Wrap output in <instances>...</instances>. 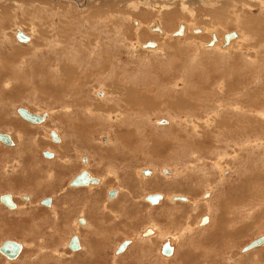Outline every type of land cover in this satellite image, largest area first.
Listing matches in <instances>:
<instances>
[{"label":"rangeland","instance_id":"374dc122","mask_svg":"<svg viewBox=\"0 0 264 264\" xmlns=\"http://www.w3.org/2000/svg\"><path fill=\"white\" fill-rule=\"evenodd\" d=\"M162 1L174 0H0V132L15 140L14 146L0 142V195L11 192L19 204L13 210L0 202V244L24 243L16 260L0 252V264H239L242 246L264 235V0H214V8L195 0L183 11L178 1L172 12L183 19L173 17L172 27L163 24L171 20L157 7ZM226 3L224 16L230 13L232 22L226 28L193 21L197 15L208 21L210 11ZM241 17L258 21L256 34L237 22ZM154 20L169 38L151 28ZM180 23L189 29L171 36ZM207 26L222 36L238 31L239 39L203 46L211 32L192 28ZM18 28L32 34V42H20ZM148 41L158 48L140 46ZM64 64L71 78L60 73ZM117 73L129 77L119 84L127 92L121 98L113 94ZM135 86L157 98L156 109L130 101ZM196 87L202 93L195 96L196 109L170 105ZM105 105L111 112L100 109ZM22 106L50 115L32 123L18 114ZM113 112L121 117L111 119ZM227 117L231 125L223 127ZM55 128L60 146L48 137ZM45 149L57 157L46 159ZM19 153L25 160H16ZM12 161L20 165L8 172ZM83 169L102 183L70 186ZM144 169L153 170L150 178L142 176ZM118 188V196L109 198L108 191ZM149 193L166 197L152 206L144 199ZM46 197H53L52 207L40 204ZM204 215L210 219L199 226ZM79 216L89 218V227L76 222ZM147 227L157 230L150 239L141 235ZM72 233L81 236V247L84 240L75 252L67 246ZM169 235L177 251L164 259L160 248ZM126 239L135 240L117 253ZM257 249L264 264V245Z\"/></svg>","mask_w":264,"mask_h":264},{"label":"bare ground","instance_id":"6f19581e","mask_svg":"<svg viewBox=\"0 0 264 264\" xmlns=\"http://www.w3.org/2000/svg\"><path fill=\"white\" fill-rule=\"evenodd\" d=\"M70 1V0H69ZM179 1V6H181V9L183 8H186L187 6H189L190 4L192 5V3H194L195 2V0H174V1H172V2H168L167 4H164V2L162 1V3L161 2H158V3H161V4H159V5H157V7H159V8H163L162 10L164 11V14H168V15H166V16H170L169 17V20H171V21H166V23H165V21H164V23L163 24H165L166 25V27H172V25H173V22H174V20H172L173 19V17H174V19H176V20H181V19H183V18H181L182 17V15L180 14V12H178V11H176V9L172 12V10L175 8V6L178 4L177 2ZM202 1H204V2H202V4L204 5V6H206V7H208V5L210 4H213V8H214V5H216V4H214L215 3V1L214 0H202ZM88 2V1H87ZM212 2V3H211ZM219 2H221V1H219ZM80 3V2H79ZM98 3V2H97ZM135 3V2H134ZM149 4V2L147 1V2H145V4ZM154 3V2H153ZM198 3V2H197ZM207 3H209V4H207ZM151 4V3H150ZM156 4V3H155ZM130 6H131V4H129ZM134 5V4H133ZM218 5V4H217ZM153 6H156V5H152V7ZM82 7V6H81ZM80 7V8H81ZM190 7V6H189ZM210 7V6H209ZM228 6H227V3L226 4H224V5H221L220 7H218V9L216 8V10L214 9V10H212V11H210V14L209 15H211L210 16V18H209V20L208 21H205V22H203V19L202 18H200V17H197L198 15H197V12L195 11V10H191V14L193 15H197L195 18H194V20L193 21H195V23H198V24H202V23H207V25L208 26H210V27H212V26H214V27H218V26H220L221 28H226L227 26H225V23H228V24H231L230 23V21H231V17H230V13H229V16H227L226 18H225V16H224V11H225V9L227 8ZM133 8H134V6H133ZM165 8H168V9H165ZM211 8V7H210ZM151 9V8H150ZM179 9V8H178ZM183 9H182V11H183ZM195 9V8H194ZM207 9V8H206ZM228 10H229V8H227ZM107 10V9H106ZM196 10H197V8H196ZM160 11V10H159ZM209 11V10H208ZM207 11V12H208ZM237 12H238V10H236ZM154 12V11H153ZM158 12V11H157ZM178 12V13H177ZM188 12V11H187ZM98 13V12H97ZM155 13H156V11H155ZM160 13V12H159ZM212 13V14H211ZM227 13V14H228ZM100 14V13H99ZM107 14V13H106ZM158 14V13H157ZM235 14V13H234ZM233 14V15H234ZM238 14H240L239 12H238ZM98 15V14H97ZM113 15V14H112ZM115 15V14H114ZM123 15V14H122ZM132 15V14H131ZM141 15V14H140ZM232 15V14H231ZM243 15V14H242ZM87 16V15H86ZM130 16V15H129ZM165 16V17H166ZM239 17H240V15H238ZM87 17H90V15L89 16H87ZM100 17V16H99ZM117 17V16H116ZM237 17V16H236ZM245 17V16H244ZM82 18V17H81ZM80 18V19H81ZM92 18V17H91ZM192 18V17H191ZM235 18V17H234ZM247 18V17H246ZM246 18H244V19H242V17L240 18L241 20H239V18L236 20L237 22H240V23H242L243 24V26L244 27H246V28H248V30L250 29V30H254L253 32L256 34L257 33V29L253 26V25H256V24H253V23H258V21L257 20H255V19H250V18H248V19H246ZM95 19V18H94ZM98 19H100V18H98ZM105 19V18H104ZM112 19V18H111ZM144 19V18H143ZM161 19V18H160ZM159 19V20H160ZM206 19V18H205ZM96 20V19H95ZM189 20H191L190 18H189ZM191 20V21H192ZM262 20V19H261ZM260 20V21H261ZM154 21H157V20H154ZM187 21V20H186ZM79 22V21H78ZM92 22V21H91ZM160 21H157V22H155L153 25H152V27L151 28H153V29H157V30H159V33L160 34H166V33H164V30H163V28H162V25L159 23ZM186 23V22H185ZM261 23H263V22H261ZM111 24H112V21H111ZM187 24V23H186ZM186 24H180V26L181 25H183V27H184V29H183V32H182V34H179L180 36H182V35H184L185 34V28L187 29L188 27H186ZM188 24H190V23H188ZM187 24V25H188ZM193 24V23H192ZM224 24V25H223ZM227 24V25H228ZM92 26V25H91ZM180 26H179V28H180ZM195 27H197V25H194ZM193 26V27H194ZM206 27V30H203V28H198V30H194V32L195 33H199V32H211V36H212V38H213V36H216V41L214 42V44L213 45H209V43H206V44H204V43H202L201 42V45L202 44H204L203 46H206V47H214V46H216L217 44H221V43H223L222 42V40H221V36H222V33L220 34V33H218V31L216 30V28H212V29H210V27ZM254 27V28H253ZM178 28V29H179ZM18 29H21V28H18ZM17 29V30H18ZM175 29V28H174ZM189 29V28H188ZM193 29H195V28H193ZM192 29V30H193ZM218 29V28H217ZM22 31H24L27 35H29L30 36V41L32 42V34H29V33H27L25 30H23V29H21ZM166 30V29H165ZM168 30V29H167ZM259 30H261L260 28H259ZM262 31H263V29H262ZM248 32V31H247ZM252 32V31H251ZM213 33V34H212ZM218 33V34H217ZM226 33H228V32H226ZM226 33H224V35H223V37H222V39H223V41H224V36H225V34ZM237 33H238V36H237V38L239 37V32L237 31ZM155 34V33H154ZM16 35V34H15ZM156 35H159L158 33H156ZM179 35H172V36H179ZM204 35V34H203ZM220 35V36H219ZM92 36V35H91ZM166 36L169 38L170 36H168L167 34H166ZM262 36V35H261ZM93 37V36H92ZM250 37V36H249ZM94 38V37H93ZM100 38V37H99ZM177 38V37H176ZM261 38H263V40H264V37L262 36ZM220 39V40H219ZM233 39H235L236 40V38H233ZM232 39V40H233ZM239 39V38H238ZM93 40V39H92ZM97 40V39H96ZM212 40V39H211ZM210 40V41H211ZM232 40H230V43H229V46L230 45H232L231 43H232ZM30 41L28 42V43H30ZM187 41V40H186ZM91 42V41H90ZM97 42V41H96ZM99 42V41H98ZM98 42H97V44H98ZM102 42V41H101ZM198 42V41H197ZM87 43V42H86ZM85 43V44H86ZM156 43V42H155ZM96 44V46H98ZM145 42L144 43H140V46H144V47H146L145 45ZM159 44V43H158ZM158 44L156 43V46H154V48H158L157 46H158ZM174 44V43H173ZM180 43H177V41H176V43H175V51H179V49L181 48V44L179 45ZM224 44V43H223ZM222 44V45H223ZM28 45V44H27ZM218 45V46H219ZM222 45H221V47H222ZM244 45V44H243ZM85 46V45H84ZM160 46V45H159ZM163 46V45H162ZM180 46V47H179ZM218 46H216V47H218ZM215 47V48H216ZM97 48V47H96ZM100 48V47H99ZM142 48V47H141ZM147 48H153V46H150V47H146V49ZM160 48V47H159ZM226 48V47H225ZM165 49V48H164ZM162 50H163V48H162ZM165 51V50H164ZM225 51H227V49L225 50ZM179 52H181V51H179ZM243 53V52H242ZM244 54V53H243ZM199 56V55H198ZM247 56V55H246ZM110 57H112L111 55H110ZM247 60V59H246ZM0 63H2V62H0ZM211 68V67H210ZM155 69H157V68H155ZM61 69H59V71H60ZM95 72V71H94ZM60 73H65L63 76L65 77V78H68L69 76H70V78H71V76H72V72H69L68 71V69H67V67H66V65L64 64L63 66H62V72H60ZM70 73V74H69ZM74 73V72H73ZM118 76H119V74H118ZM125 79V77L123 78L122 76H120L119 77V79H117V80H115L114 81V83L112 82V85L113 84H115L116 85V89H117V91L116 92H113V94L114 93H116V95L119 93V97H120V95L122 96L123 94V90L125 91L124 92V94H127V92H126V89L123 87L122 88V86H120L119 84H120V82L122 81V80H124ZM166 78H163L162 79V81L163 80H165ZM107 82V81H106ZM122 83V82H121ZM111 85V84H110ZM188 85V84H187ZM107 86V85H106ZM156 86V85H155ZM163 86V85H162ZM154 87V86H153ZM153 87H151V86H147L146 88H148L151 92L154 90V88ZM189 87V86H188ZM114 88V89H115ZM135 89H134V91L133 92H131V94L133 95H131L130 93H129V95H130V98H132V99H130V98H128V99H130V101H135L136 103H138V104H140V105H143V106H145L144 108H146V109H149V110H151V109H156V108H154L155 107V104H156V99H153L152 97H151V94H144L142 91H139V89L140 88H138L137 86H135L134 87ZM115 89V90H116ZM196 91L195 92H192V91H188V88H186V92H185V97L183 96V99L182 98H180V97H177L175 100H173L172 102H170V103H172V104H170L171 106L173 105L174 106V108H175V105L178 107L179 105H180V108H184V107H186V108H194V109H196L198 106H197V97H195V96H200L202 93L199 91V89H200V87H196ZM100 90H102V91H104L105 92V94H106V97L108 98L110 95H112L111 94V92H108V91H106L105 89H100ZM128 90V89H127ZM195 90V89H194ZM113 91V90H112ZM198 91V92H197ZM202 91V90H201ZM142 92V93H141ZM155 94L156 95H154L155 96V98H156V96L157 95H159V90L157 89V90H155ZM183 92H184V90H183ZM197 92V93H196ZM190 93V94H189ZM142 96V97H140L139 98V96ZM114 97V96H113ZM237 97V96H236ZM121 98V97H120ZM103 99H105V98H103ZM122 99H124V98H122ZM127 99V100H128ZM238 99V98H237ZM125 100H126V98H125ZM133 101V102H134ZM237 101V100H236ZM240 101V100H239ZM132 102V103H133ZM135 104V103H134ZM132 105V104H131ZM139 105V106H140ZM133 106V105H132ZM197 106V107H196ZM102 107V106H101ZM105 107L106 108H100V109H102L103 111L105 110V111H107V112H111V106H106L105 105ZM176 107V108H177ZM95 108V107H94ZM97 108H99L98 106H97ZM173 109V107H170V109ZM185 109V108H184ZM96 110V109H95ZM159 110H162L160 107H159ZM174 110V109H173ZM90 111V110H89ZM92 111V110H91ZM97 111H99V110H97ZM155 111H157V110H154V111H152V112H155ZM165 111V110H164ZM93 112H94V110H93ZM96 112V111H95ZM158 112V111H157ZM113 113H118V112H113ZM113 113H110V114H113ZM110 114H109V117H110ZM118 114H120L118 117H121V113H118ZM93 115V114H92ZM138 115V114H137ZM134 116V115H133ZM140 116V115H139ZM172 116V115H171ZM112 118V117H111ZM218 118V117H217ZM24 119V118H23ZM172 119V118H171ZM213 119V118H212ZM229 119H232V118H228L227 117V119L225 120V122L223 123L224 124V126L223 127H228L229 125H231V123H230V121H229ZM223 120V119H222ZM196 121V120H195ZM232 121V120H231ZM158 123H159V121H158ZM198 122H196V124H197ZM220 123V122H219ZM179 124V123H178ZM216 124H217V120H216ZM31 125V124H30ZM133 125V124H132ZM196 126H198V125H196ZM213 126H216V125H213ZM219 126V125H218ZM166 127V126H165ZM17 131V130H16ZM21 132H23V131H21ZM128 134V133H127ZM124 136V135H123ZM119 137V136H118ZM122 137V136H121ZM108 140H109V138H108ZM129 140V139H128ZM115 142V141H114ZM111 143V142H110ZM145 145V144H144ZM148 145V144H147ZM124 153V152H123ZM166 170H168V169H166ZM178 170V169H177ZM171 172H172V170H170ZM171 172H165L167 175H170V174H172ZM108 176V175H107ZM90 184H88V185H85V186H89ZM72 187H74V188H76V187H82V186H72ZM91 192V191H90ZM145 197V196H144ZM173 197V196H172ZM163 199V198H162ZM161 199V200H162ZM171 200H173V198L171 199ZM181 201V200H180ZM187 201H188V198H187ZM160 202V201H159ZM158 202V203H159ZM10 209H12V208H10ZM14 209H16V208H14ZM208 223V221L206 222V223H204V224H201V225H206ZM89 227V226H88ZM91 229V228H90ZM152 233H154V231H152ZM161 235V234H160ZM78 236V235H77ZM144 236H149V234H144ZM159 236V235H158ZM12 240H14V239H12ZM131 240V242L133 241L132 239H130ZM5 241V240H4ZM3 241V242H4ZM16 241H18V240H16ZM80 241V240H79ZM84 241V240H83ZM3 242H1V244L3 243ZM18 242H20V241H18ZM148 242V241H147ZM20 243H22V242H20ZM177 243V242H176ZM0 244V245H1ZM131 244V243H130ZM129 244V245H130ZM247 245V244H246ZM245 245V246H246ZM262 245H264V243L262 244ZM262 245H260V246H262ZM80 246H81V241H80ZM84 246V245H83ZM244 246V247H245ZM259 246V247H260ZM22 247H23V249H24V243H22ZM128 247V246H127ZM126 247V248H127ZM172 248H173V250H174V245L173 246H171ZM243 247V246H242ZM243 247V248H244ZM259 247H255V248H252V249H255V250H257V248H259ZM82 248V247H81ZM80 248V249H81ZM243 248L241 249V252H242V254L243 253H245V252H248V251H250V250H252V249H250V250H248V251H243ZM23 249H22V251H23ZM126 250V249H125ZM124 250V251H125ZM255 250H254V252H255ZM72 251V250H71ZM72 252H75V251H72ZM250 254V253H249ZM64 255V254H63ZM61 256V255H60ZM167 256H169V255H167ZM8 259V258H7ZM17 259V258H16ZM16 259H14V260H16ZM167 259H170V258H167ZM9 261H11L10 259H8Z\"/></svg>","mask_w":264,"mask_h":264},{"label":"water","instance_id":"95a60500","mask_svg":"<svg viewBox=\"0 0 264 264\" xmlns=\"http://www.w3.org/2000/svg\"><path fill=\"white\" fill-rule=\"evenodd\" d=\"M183 25L180 26V28L175 32V35H179L182 34L183 32ZM238 36L237 31H231L225 34L224 36V44L228 45L230 43V40H232L233 38H236ZM16 38L22 42V43H28L30 41V36L27 35L24 31H22L21 29H18L16 32ZM216 41V36H213V39L210 42V45H213L214 42ZM146 47H150V46H156L155 41H148L147 43H145ZM102 94V93H101ZM18 114L24 118L25 120L32 122V123H42L46 120L47 118V112H44L42 114L37 113V112H31L30 110H28L25 107H18L17 109ZM161 123H166V120H160ZM51 136L53 138L54 141L58 142L59 141V136L57 135L56 131L53 129L51 130ZM0 141L3 142L4 144L8 145V146H14L15 143L11 137V135L7 132H0ZM44 156L46 157H52L53 156V152L46 150L44 152ZM84 161L86 162V159H84ZM144 174H150V170H143ZM99 178L96 177H92L90 176V172L87 169L82 170L80 173H78L76 176H74L71 181H70V186H85L88 185L90 183H99ZM117 194V189H112L110 190L109 193V197L110 198H114ZM162 194L160 193H154V194H148L146 196V199L151 202L152 204H157L161 199H162ZM26 200H29V196L28 195H24L23 196ZM173 200H181V201H187V197L186 196H181V195H176L173 197ZM0 201L5 204L6 206H8L9 208H16V203L13 201L12 199V194L11 193H5L2 194L0 197ZM52 202V198L51 197H46L42 200V204L50 206ZM208 216H204L201 224H204L208 221ZM80 222L85 223V220L83 217L80 218ZM151 232V228H149L145 233L149 234ZM131 243L130 239H126L124 240L117 248V253H121L123 252L126 247ZM264 243V235H261L255 239H253L251 242H249L244 248L243 251H248L252 248L255 247H259L260 245H262ZM68 247L70 250L72 251H77L80 250L81 246H80V241L79 238L76 234H74L72 236V238L69 241ZM22 243L16 241V240H12V239H7L5 240L1 245H0V252L7 257L10 260H14L16 258H18L22 252ZM162 253H164L165 255H172L173 253V248L170 246V243L167 241L164 243L163 247H162Z\"/></svg>","mask_w":264,"mask_h":264},{"label":"flooded vegetation","instance_id":"af4514ba","mask_svg":"<svg viewBox=\"0 0 264 264\" xmlns=\"http://www.w3.org/2000/svg\"><path fill=\"white\" fill-rule=\"evenodd\" d=\"M181 24V23H180ZM180 26V25H179ZM179 26H178V28H179ZM195 27V26H194ZM178 28L175 30V32L178 30ZM193 29V28H192ZM187 30V29H186ZM195 30H197V29H195ZM185 33H186V31H185ZM213 34V33H212ZM224 35V34H223ZM172 36V35H171ZM223 37V36H222ZM212 39V36H211V38H210V40ZM210 40L207 42V43H209L210 42ZM222 42L224 43V41H223V39H222ZM203 43V42H202ZM223 43H221L220 45H222ZM204 44H206V43H204ZM204 44H202V45H204ZM99 90V89H98ZM104 92V91H103ZM104 96L106 97V94H105V92H104ZM100 99H103L102 97H100ZM235 105V104H234ZM236 106V105H235ZM23 107H25V108H27L28 110H30L31 112H34V111H32L30 108H28V106L26 107V106H23ZM18 109V108H17ZM37 113H40L41 114V112H37ZM47 117H49V113L47 112ZM120 114H118V113H113V114H110V118L111 119H113V120H115L116 118H118V116H119ZM194 118H187V119H185L187 122H189V121H192ZM156 122H158V120L156 121ZM55 131H56V133H57V135L59 136V141L58 142H56V141H54L53 140V138H52V136H51V130H49V134H48V137L51 139V140H53L55 143H57V146H60V145H62L63 144V137H62V134L60 133V131L59 130H57L56 128L54 129ZM10 134V133H9ZM11 135V134H10ZM11 137H12V135H11ZM109 139H110V137H108ZM12 139H13V137H12ZM13 141H14V143H15V140L13 139ZM1 142V141H0ZM36 144H38V142H36ZM17 148H15V149H11L10 151H13V150H16ZM46 150H49V151H51V152H53V156L52 157H46V159H48V160H53V159H55V157H57L56 156V154H57V152L55 151V150H53V149H45V150H43V152H45ZM17 152H18V150H17ZM18 156L21 158V159H16V160H25V158L23 157V155L22 154H18ZM0 160H4V158L1 156V158H0ZM6 160V159H5ZM88 160H89V157H88ZM10 163V165H8V166H6V171H8V172H13L14 170H15V168H18V166L20 165V163L19 162H17V161H12V162H9ZM166 169H168V170H166ZM165 170L163 169V171L162 172H164L163 174H164V176H166L167 174L165 173V172H171L170 170V168H166ZM229 168H224L223 170H222V172H226L227 170H228ZM84 170V169H83ZM145 170V169H144ZM230 170V169H229ZM89 171V170H88ZM143 171V170H142ZM150 171H151V169H150ZM81 172V171H80ZM79 172V173H80ZM90 172V171H89ZM111 172H113L114 174H115V176L117 177L118 176V174H117V172L116 171H113V170H111ZM152 172H153V170L151 171V173L150 174H142V176H144V177H148V178H150V176L152 175ZM144 173V172H143ZM51 176L53 177V174H51ZM76 176V175H75ZM90 176H92V177H96V178H99V183H90V185L89 186H87V187H89L90 189H92V188H94V187H96V186H98V184H100V183H102V181H103V178L102 177H100V176H96L95 174H93L92 172H90ZM167 176H169V175H167ZM70 183V182H69ZM82 187H85V186H82ZM112 190V189H111ZM11 193V192H10ZM109 193H110V190L108 191V196H109ZM5 194V193H4ZM12 194V199H13V201L16 203V209L19 207V204L15 201V198H14V194L13 193H11ZM118 194H119V188L117 189V194H116V196L115 197H117L118 196ZM149 194H154V193H149ZM160 194H162L163 196H162V200H160V202L159 203H157V204H152L151 202H149L147 199H146V196L148 195V194H146V195H144L145 197H144V199L150 204V205H152V206H155V205H158V204H160L161 202H163L164 201V197H166V195L165 194H163V193H160ZM2 195V194H1ZM1 195H0V197H1ZM175 196V195H171L170 196V199H172L173 197ZM183 196V195H182ZM114 197V198H115ZM52 198V202H51V205L50 206H47V205H45V206H47V207H52L53 206V202H54V200H53V197H51ZM110 198V197H109ZM113 198V199H114ZM42 200H43V198H41L40 199V204L42 203ZM188 200H190L189 198H188ZM29 201H30V197H29ZM1 202V201H0ZM8 209H10L8 206H6ZM13 210H15V209H13ZM204 216H208V218L210 219V215H204ZM204 216H202L201 217V219L199 220V222H198V224H199V226H204V225H201V220H202V218L204 217ZM81 217H83L84 218V220H85V223H82V222H80V218ZM209 219H208V221H209ZM76 222L78 223V224H80V226H84V227H87L89 224V221L87 220V217H85V216H79V217H77V219H76ZM148 228H151V232L149 233V236H144V234H146L145 232H146V230L148 229ZM152 231H154V233H152ZM74 234H76V235H78V238H79V240L81 241L82 240V238H81V236L78 234V233H72L70 236H69V238H68V244H69V241H70V239L72 238V236L74 235ZM157 234V230H155L154 228H152V227H147V228H145L144 230H143V232L141 233V235H143L144 237H146V238H148V239H150L151 237H153V236H155ZM136 238V237H135ZM135 240V239H134ZM134 240L131 242V244L130 245H128V247L126 248V250L132 245V243L134 242ZM4 241V240H3ZM2 241V242H3ZM169 242L170 243V246H173L174 245V250H173V253H172V255H170V256H167V255H163V257H165L164 259H166V258H172L173 256H175V254H176V242H177V240H176V238H173L171 235H169V236H167V237H165L164 239H163V241H162V245H161V248H160V252L162 253V247H163V245H164V243L165 242ZM118 245L119 244H117V247H118ZM68 246V245H67ZM244 247V246H243ZM242 247V248H243ZM82 248H83V243H82ZM241 248V249H242ZM125 250V251H126ZM252 252V251H251ZM250 253V252H249ZM248 254V253H247ZM66 255V254H65Z\"/></svg>","mask_w":264,"mask_h":264},{"label":"crops","instance_id":"0c3cea01","mask_svg":"<svg viewBox=\"0 0 264 264\" xmlns=\"http://www.w3.org/2000/svg\"><path fill=\"white\" fill-rule=\"evenodd\" d=\"M195 29H197L198 30V28H195ZM194 29V30H195ZM226 33V32H225ZM33 37V36H32ZM112 67V66H111ZM118 74L119 73H117V76H116V80L117 79H119V76H118ZM128 79H129V77H128ZM128 79H126V77H125V79L124 80H126V81H128ZM156 100H157V98H156ZM158 101H160V100H158ZM151 113H152V111H151ZM159 121V120H158ZM29 160V159H28ZM167 176V175H166ZM32 179H30V181H31ZM87 220L89 221V218H87ZM82 243H83V241H82ZM258 253V254H257ZM260 252H259V249H257V250H255V252H253L252 253V255H250V254H245L244 253V256H242L241 255V258L239 259V264H259V261L261 260V258H260V256H261V254H259ZM250 255V256H249Z\"/></svg>","mask_w":264,"mask_h":264}]
</instances>
